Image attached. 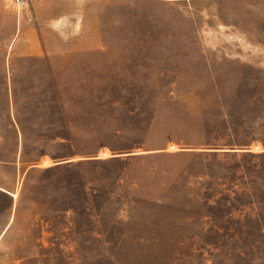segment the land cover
<instances>
[{"label":"rangeland","instance_id":"1","mask_svg":"<svg viewBox=\"0 0 264 264\" xmlns=\"http://www.w3.org/2000/svg\"><path fill=\"white\" fill-rule=\"evenodd\" d=\"M13 161L27 264H264V0H0Z\"/></svg>","mask_w":264,"mask_h":264},{"label":"crops","instance_id":"2","mask_svg":"<svg viewBox=\"0 0 264 264\" xmlns=\"http://www.w3.org/2000/svg\"><path fill=\"white\" fill-rule=\"evenodd\" d=\"M10 162H1V164H9ZM16 169L17 180L12 187H5L0 183V191L11 197L10 209L0 211V246L7 244V256L0 260V264H27L26 263V252L27 249V226L25 224L16 223L17 220V197L20 181L23 179L27 171L22 170L21 164L17 161H13ZM17 193V196L14 194Z\"/></svg>","mask_w":264,"mask_h":264}]
</instances>
